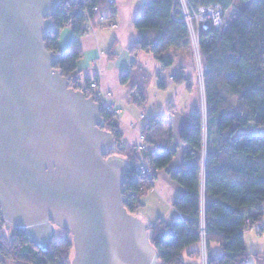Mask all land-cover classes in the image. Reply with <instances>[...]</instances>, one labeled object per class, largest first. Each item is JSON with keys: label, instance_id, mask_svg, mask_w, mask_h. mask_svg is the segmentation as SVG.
<instances>
[{"label": "trees", "instance_id": "1", "mask_svg": "<svg viewBox=\"0 0 264 264\" xmlns=\"http://www.w3.org/2000/svg\"><path fill=\"white\" fill-rule=\"evenodd\" d=\"M193 8L216 3L223 13L234 0H186ZM245 2L240 13L230 23L215 29L211 23L197 27L199 56L203 60L204 122L207 134L204 151L205 168L201 176L202 113L195 109L188 126L180 136L182 167L168 171L184 189L174 198L172 207L178 212L170 223L161 218L149 221L143 216L144 192L153 187L157 174L174 159V136L163 121L166 113L153 114L144 119L140 130L144 136L140 155L135 146L122 142L119 122L113 113L100 105L103 128L116 140V154L128 164V174L122 185L124 206L147 223L149 243L157 251L160 264H185L182 251L191 244H198L201 232L205 233L206 264H247L251 255L245 247L243 232L264 215V0ZM177 0H145L135 19L138 29L130 53H151L161 67H169L173 57L166 55L169 47L190 48V34L182 19ZM116 5L109 0H63L51 16L53 27L45 38L46 49L57 55L55 68L64 75L70 87L84 88L87 95H94L89 86L77 79V63L82 57L81 36L91 26L113 22ZM63 28L71 29L69 44L61 47ZM177 83L186 78L183 74L172 77ZM158 87H165L158 77ZM128 87L130 98L143 106L147 98L150 74L135 60L120 78ZM189 85V84H187ZM96 101V99L94 100ZM249 124L263 128L260 133L248 129ZM141 156L148 159L151 173L141 174L134 169ZM203 206L201 213V188ZM61 230V235L56 233ZM72 237L57 227L47 251L35 247L20 230L4 229L0 219V264L4 260L28 264H71ZM218 245L220 252H213ZM199 250L190 255L200 259ZM257 260L263 255L252 254Z\"/></svg>", "mask_w": 264, "mask_h": 264}, {"label": "water", "instance_id": "2", "mask_svg": "<svg viewBox=\"0 0 264 264\" xmlns=\"http://www.w3.org/2000/svg\"><path fill=\"white\" fill-rule=\"evenodd\" d=\"M62 2L0 0L1 222L42 252L61 228L71 264H160L147 223L124 206L128 164L100 104L69 86L46 49Z\"/></svg>", "mask_w": 264, "mask_h": 264}, {"label": "crops", "instance_id": "3", "mask_svg": "<svg viewBox=\"0 0 264 264\" xmlns=\"http://www.w3.org/2000/svg\"><path fill=\"white\" fill-rule=\"evenodd\" d=\"M113 1L116 5L114 20L117 24L116 28L110 29L104 24L92 26L93 29L80 38L83 53L77 63V72H79L77 79L82 84L86 80L95 79L98 82V88L107 94V100L112 107L120 110L119 130L124 144L129 147L139 143V133L144 119L153 114L166 113V119L162 124L173 134L172 145L177 151L168 169L157 174L152 189L143 193L141 201L144 204L142 213L147 220L153 221L158 217L170 223L178 215L172 207V202L176 196L183 193L184 189L176 180L170 178L168 171L179 170L182 167L183 146L180 144V136L188 126L190 116L201 103L199 89L193 78L190 49H168L166 52L170 51V53L166 55L173 57V62L166 68L161 67L155 58L143 56L141 53L144 51H137L132 55L129 47L138 36V29L134 26V22L145 0ZM71 37V29L63 28L60 34L63 49L69 44ZM133 60L150 74V82L146 89L147 98L142 107L132 102L128 87L120 81ZM141 60L149 62L151 70L146 69ZM180 71H183L186 80L177 83L172 77ZM158 77L164 81L165 87H158ZM150 94L158 98L153 105L147 106ZM258 223L260 224L256 223L257 226L246 228L243 232L245 247L251 254L247 259V264H264V215ZM193 250H198V244H191L182 251L185 264H199L198 258L189 253ZM213 252H220L218 245L213 246ZM256 252L263 254L258 260L252 255Z\"/></svg>", "mask_w": 264, "mask_h": 264}, {"label": "built area", "instance_id": "4", "mask_svg": "<svg viewBox=\"0 0 264 264\" xmlns=\"http://www.w3.org/2000/svg\"><path fill=\"white\" fill-rule=\"evenodd\" d=\"M112 1V0H109ZM177 2H179V10L180 13H182V19L183 21L188 25L191 23L194 25V23L196 24V28L198 27V25H200L201 23H211L213 24L215 29H220L222 27V14L223 11L221 10L220 6L216 3H212L211 5L208 6H200L197 8H193L190 3H188L186 0H177ZM106 27L110 28V29H114L116 28V22H109V23H103ZM86 26L89 28V30H92V26L91 23L89 21L86 22ZM189 27V26H188ZM194 41V49H196V52L198 53V45H197V38L195 36V39H193ZM91 89L94 90V99H96V102H98L100 105H102L106 110H109L111 112H113L115 115H117L118 118V114H119V109H114L112 107V104L109 103V101L107 100V94L102 92L99 88H98V82H96V80L94 79L90 86ZM85 88V87H84ZM84 88H82L81 90H84ZM139 143L137 145V149L141 150L144 146L142 145V141L144 136L141 135V133H139ZM134 169L138 172H140L141 174H150L151 173V168L148 165V159L145 157L141 156V160L136 162L134 165ZM248 223V228H252L254 225L257 226V224H253L250 225L249 221H246ZM204 235L205 233L202 231L201 232V238H200V242H202V245L205 247V242H204ZM205 257L206 255L204 254L203 256V263H205Z\"/></svg>", "mask_w": 264, "mask_h": 264}, {"label": "rangeland", "instance_id": "5", "mask_svg": "<svg viewBox=\"0 0 264 264\" xmlns=\"http://www.w3.org/2000/svg\"><path fill=\"white\" fill-rule=\"evenodd\" d=\"M244 4H245V2H242L241 0H234L233 6L228 11H225L222 14V22H223L222 23V27H223V25H226L227 23H230V21L237 14L240 13L241 9L244 7ZM187 29H188V33L190 34V45H191V47L189 49H190V56H191L192 67L191 66L190 67L193 70V74H194L193 78H195L196 84H197L198 89H199V99H200V102H201L200 103V106H199V109H200V111L202 113V119H203L202 120L203 127H202V132H201L202 133V141H201V144H202V154H203V156L201 158V165H202V167H201V176L203 177L204 168H205L204 162H205V157H206V155L204 154V151L206 150V145H207V143H206L207 134L205 133V129H206V125L205 124H206V122H204V115H205V111H204V99H203V90H204V88H203V78H202L203 70H204V64H203V60L199 56V51L197 53L196 52V49H194V46H195L194 44L195 43H194L193 39H195V36L197 38V34H196L197 33L196 24L194 23V25H193L192 24V21H191V23L187 25ZM170 48L171 49L172 48L174 49L175 47H169V49ZM166 53L167 52H165V54ZM169 53H170V51L167 54H169ZM141 54H143V56H147V57H149L151 59H154L151 56V54H149V53L147 54L145 52L144 53L142 52ZM144 61L145 60H141V63H143L144 67L146 69L151 70L150 69L149 62H144ZM179 74H183V71H180ZM82 91L84 92V90H82ZM157 98L158 97L156 95L150 94V99L148 100V105L147 106L153 105V103L156 102ZM113 115L115 116L116 120L118 121L119 118H120L119 117L120 115L118 114L119 115L118 118H117V115H115L114 113H113ZM248 129L252 130V132H254V133H260L261 131H263L262 130L263 128H261V127L260 128L259 127H255L253 124H249ZM122 142H123V139H122ZM137 145H138V143L135 145L136 148H138ZM141 151H142V149L141 150L136 149V152L138 153V155H140V152ZM200 188H201V207H200V209H201V213H202V211H203V209H202V206H203V203H202L203 202V198H202V196H203V189H204L203 184H200ZM256 223L257 224H260L258 222H256ZM61 232H62L61 230H58L57 233H56V235L57 236L61 235ZM198 250H199L198 252L200 254V259H197V260H198L199 264H204L202 261H203L204 254L206 255V252H205L206 250H205V247L202 245V242L199 243ZM249 260L251 261V258ZM4 262H5V264H15V263L25 264V263H20V262H15L14 263V262H11L9 260H4ZM26 264H28V263H26Z\"/></svg>", "mask_w": 264, "mask_h": 264}]
</instances>
